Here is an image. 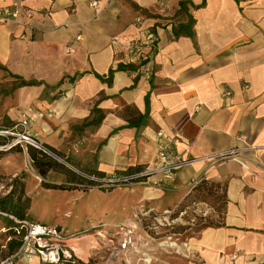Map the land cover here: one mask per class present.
I'll list each match as a JSON object with an SVG mask.
<instances>
[{
    "label": "crops",
    "instance_id": "obj_1",
    "mask_svg": "<svg viewBox=\"0 0 264 264\" xmlns=\"http://www.w3.org/2000/svg\"><path fill=\"white\" fill-rule=\"evenodd\" d=\"M6 1L31 16H22L24 25L0 24V69L40 82L17 85L29 94L20 104L33 117L34 137L61 156L54 158L76 176L150 170L160 164V136L168 137V160L191 161L115 186L126 187L115 207L126 213L142 202L163 212L196 180L220 186L222 224L206 225L193 237L196 264H264V0H98L97 11L91 0ZM190 21L191 35L175 34ZM147 28L154 46L129 58V41ZM39 110L50 115L39 117ZM230 148L244 165L209 159ZM1 157L21 159L17 148ZM5 164L0 178L26 171L10 166L7 173ZM21 179L31 221H42L29 216L34 193L76 199L84 190ZM67 180V173L50 170L44 181ZM0 229L7 231L4 223ZM90 243L85 238L84 245L67 247L86 258Z\"/></svg>",
    "mask_w": 264,
    "mask_h": 264
},
{
    "label": "rangeland",
    "instance_id": "obj_2",
    "mask_svg": "<svg viewBox=\"0 0 264 264\" xmlns=\"http://www.w3.org/2000/svg\"><path fill=\"white\" fill-rule=\"evenodd\" d=\"M20 80L0 69V126L8 125L19 118L26 108L22 107L21 99L29 94H21L17 86ZM46 92H42L44 95ZM20 101V102H19ZM15 112V113H13ZM21 159L9 161L0 158V167L5 163V172H10V166L18 169L22 165L26 171H18V177H29L39 181V175L30 166L27 152L17 148ZM9 163V164H8ZM18 164V165H17ZM27 175V176H26ZM2 176V175H1ZM15 176H2L0 181L13 185ZM12 181V182H11ZM199 183L194 184L197 186ZM191 187L186 197L177 205L170 207L168 214L160 210L150 215H141L140 209H148L142 202H135L129 211L122 213L117 207L123 198L121 191L125 186H118L110 192L84 190L76 199H71L62 192L34 193L35 203L29 211V216L38 215L41 223L58 225L62 228L65 238L63 243L84 245L89 239L91 253L86 258L74 254L76 259L89 264H193L197 263V254L192 249V239L206 225H214L222 221L223 210L222 191L220 186L207 184L213 192L200 198L201 193ZM91 189L97 190L96 187ZM207 191V190H206ZM1 196V193H0ZM143 206V207H142ZM160 212V213H159ZM162 213V214H161ZM6 218L0 215V227ZM126 223H134L135 243L124 250L117 247L120 227ZM9 233L0 229V263L9 255L7 238ZM78 251V250H77ZM75 252V251H73ZM13 264H41V262L18 257Z\"/></svg>",
    "mask_w": 264,
    "mask_h": 264
},
{
    "label": "built area",
    "instance_id": "obj_3",
    "mask_svg": "<svg viewBox=\"0 0 264 264\" xmlns=\"http://www.w3.org/2000/svg\"><path fill=\"white\" fill-rule=\"evenodd\" d=\"M159 4L162 3L159 2ZM90 5L96 11L99 8L98 0H91ZM22 16L29 18L31 13L29 11L22 12V10H20L15 3H8L6 0H0V24L16 23L24 25L25 20ZM134 22L139 23L140 17H135ZM75 39L80 40L81 35H77ZM154 39L155 35L153 29L147 28L141 35L130 40L126 48L129 58H138L143 54L145 48H152L154 46ZM66 51H68L67 48ZM146 73L149 72L146 71ZM44 114L50 115L49 112L46 113L42 110H39L36 113L39 117ZM32 123L33 117L27 112H23L19 118L10 122L8 125L0 126V152H6L14 148H21L27 154L28 146H32L48 155L56 157L34 137L32 133ZM169 142L170 139L168 137L160 136L157 152L160 164L156 165L153 169L139 172L112 173L103 177L87 173H82V176L88 180L100 182L103 185H121L130 183L139 178L141 175L149 174L150 172L170 171L180 168L191 161V159H182L180 157L168 160L167 151ZM237 151L238 149L230 148L228 150L212 154L209 159L220 161L233 158L244 165V162L237 158ZM198 182L199 180H196L194 184ZM8 191L9 187L0 181V193L3 194ZM140 208L141 205L139 206V213L141 215L158 213L152 208H148L146 210ZM162 213L168 214L170 211L167 210ZM19 228L23 229V233L21 234L19 230H16L17 234L14 235L15 237L20 236V244L17 250L6 256L0 264H13L15 259L18 257H24L27 259L37 258L39 262L45 264H76L77 259L74 256L73 251L63 243L65 235L63 234L62 228L58 225H50L24 219L20 221ZM135 228L136 225L134 223L121 225L119 231L120 237L117 242V247L119 249H127L133 243L135 239Z\"/></svg>",
    "mask_w": 264,
    "mask_h": 264
},
{
    "label": "trees",
    "instance_id": "obj_4",
    "mask_svg": "<svg viewBox=\"0 0 264 264\" xmlns=\"http://www.w3.org/2000/svg\"><path fill=\"white\" fill-rule=\"evenodd\" d=\"M183 3H181V9H183ZM191 22L187 24H182L179 25L177 28H174L175 34H180L184 33L186 35H191L192 30H191ZM0 68H3L0 66ZM15 78L20 79L18 76L13 75ZM40 82L35 81V80H22L20 79L19 85H32V84H39ZM44 145V144H43ZM48 150H50L57 158L61 157L60 154L55 151L54 149L44 145ZM27 152L29 154V157L31 159V164L33 168L35 169L36 173L41 177V183L44 187L46 188H55V189H66V188H82L86 190L87 188L90 187H96L100 190L103 191H110L112 190L117 184H107L103 185L100 182H94L91 180H88L84 178L82 175L76 176V173L73 172L71 169H69L67 166H65L62 162L58 161L56 158H54L51 155H48L32 146H28ZM132 168H129L125 172L128 173L130 172L129 170ZM58 171V172H63L68 174V180L65 183L61 184H51L48 182H45V177L47 173L50 171ZM140 169L135 170L134 172H139ZM98 173V172H97ZM73 174V175H70ZM100 177H103L102 173H98ZM147 174L141 175L139 178L135 179L134 181H141L146 178ZM13 185H9L6 183V186L9 187V191L7 193H3L0 196V215H2V218H6L4 224L7 227V232L9 233V236L7 238V247L9 250V254L14 253L19 244L20 240L19 237H15L14 235L17 234L16 230H19L20 233H23V229L19 228L20 221L26 219L25 214L29 205V198L28 196L25 195L24 192V181L16 175L13 179ZM11 181V182H12ZM199 184L197 186H193V189L198 190L201 193V197L203 198L206 195H211L213 193L210 188H207V182L200 180L198 182ZM213 185V184H210ZM207 190V191H206ZM206 192V195H205ZM222 204H221V209L225 210V204H226V199L224 197V192H222ZM16 219V220H15ZM222 222H215L214 225H221ZM45 264V263H41ZM76 264H89L85 262H81L80 260L77 259Z\"/></svg>",
    "mask_w": 264,
    "mask_h": 264
}]
</instances>
